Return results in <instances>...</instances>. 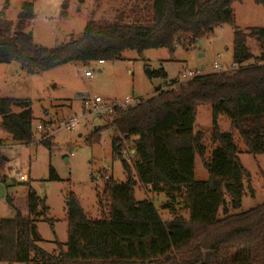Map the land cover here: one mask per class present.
Wrapping results in <instances>:
<instances>
[{"label":"trees","instance_id":"obj_1","mask_svg":"<svg viewBox=\"0 0 264 264\" xmlns=\"http://www.w3.org/2000/svg\"><path fill=\"white\" fill-rule=\"evenodd\" d=\"M233 1L241 0H152L148 23L90 20L79 37L53 47L34 44L31 35L24 31L26 20L33 15L32 3L24 2L14 32L8 23L0 25V63L16 61L28 73L35 74L74 60L86 63L117 59L128 49L141 53L167 47L173 52L176 42L188 47L225 23L233 27V62L241 64L252 57L247 46L249 37L259 43L260 59H264V27H252L247 32L239 29L234 23ZM254 1L264 4V0ZM147 74L165 77L162 68ZM14 104L21 106L20 112L12 111ZM199 104H209L212 113L210 135L216 144L209 157L205 155L204 133L193 131ZM220 114L230 119L231 132L218 126ZM0 117L2 129L14 141L33 142L29 100L0 98ZM110 126L116 132L112 138L114 151L120 153L124 140L132 143L137 179L125 160L124 182L105 177L103 196L108 207L100 219L88 218L78 199L70 194L66 249L55 254L37 245L41 237L35 217L41 214L39 205L43 200L29 187L28 217L17 209L14 217L0 218V261L264 264V203L230 212V208L240 206L244 180L249 177L239 162L233 131L239 133L247 152L264 154V61L231 72L194 75L174 88L159 89L153 96L119 111L111 124L93 127L87 143H98L100 130ZM39 142L48 147L51 144L49 137H42ZM195 154L207 170L206 180L194 178ZM3 160L1 156L0 167ZM49 178L59 179L53 167ZM137 184L163 192L167 199L163 208L173 218L164 221L151 199H136ZM7 201L12 205L11 198ZM180 210H185V215ZM204 250L212 253L211 261L204 260Z\"/></svg>","mask_w":264,"mask_h":264},{"label":"rangeland","instance_id":"obj_2","mask_svg":"<svg viewBox=\"0 0 264 264\" xmlns=\"http://www.w3.org/2000/svg\"><path fill=\"white\" fill-rule=\"evenodd\" d=\"M24 2L33 5V15L26 20L24 31L30 33L34 44L43 47H53L79 37L90 20L110 23L122 19L124 22L148 23L152 17V0H0V25L8 23L14 32L17 15ZM231 7L234 23L239 29L247 32L252 27H264V4L241 0L233 1ZM198 42L188 47L176 42L173 52L167 47L149 48L141 53L128 49L122 52L120 58L104 60L103 63L74 60L35 74L28 73L16 61L0 63V98L31 102L33 132L32 143L20 144L2 129L0 117V157L5 159L0 167V218L14 217L17 209L28 217L27 192L31 187L43 200L39 205L41 214L35 217L41 237L37 245L50 254L66 249L67 201L70 194L78 199L88 218H103L108 207L103 196L104 175L124 182L126 174L122 161L125 160L137 179L133 169L135 157L130 150L132 143L124 140L120 153L114 151L112 138L116 132L110 126L100 130L98 143L88 144L86 139L92 128L111 124L117 114L104 120L83 118L84 103L76 99L75 94L87 92L90 96L114 101H121L125 96H138L142 100L153 96L155 90L157 93L159 89L176 87L171 80L180 78L187 68L200 67L203 73H211L215 72L211 69L214 63L225 66L233 62L231 24L214 27ZM247 46L252 57L245 61V66L264 61L260 59L259 43L253 37L247 38ZM86 65L96 74L86 77ZM160 68L164 70L165 77L147 74ZM180 80L185 82L188 79L184 77ZM11 109L18 113L22 108L14 104ZM196 117L193 128L204 133L205 155L209 157L216 144L210 135V105L199 104ZM70 118L79 120L73 129L64 126ZM40 123L47 125L48 130L37 131L36 126ZM217 124L222 131L231 132L230 119L226 115L220 114ZM43 134L49 137L50 147L39 142ZM233 139L239 162L249 172V177L244 180L240 206L233 209L236 213L264 203V154L247 152L237 131H233ZM50 167L54 168L59 179L49 178ZM18 173L26 175L27 180H20ZM207 176L201 157L196 155L195 180H206ZM134 196L138 200L151 199L162 219L169 218L167 209L163 208L167 201L163 192L146 190L137 184ZM8 197L12 199V205L8 203ZM226 200H229L227 196ZM180 212L186 213L185 210ZM203 254L205 261L212 260L209 250H204ZM0 264L26 263L0 261ZM31 264L38 263L34 261Z\"/></svg>","mask_w":264,"mask_h":264},{"label":"built area","instance_id":"obj_3","mask_svg":"<svg viewBox=\"0 0 264 264\" xmlns=\"http://www.w3.org/2000/svg\"><path fill=\"white\" fill-rule=\"evenodd\" d=\"M99 63H103L104 60L100 59L98 60ZM245 62L238 64L235 62H232L231 64H227L225 66H220V64L214 63L212 68L214 71L217 72H231L236 69H239L241 67H244ZM203 70L202 68L198 67L195 69H185L184 72L181 74L180 78H178L175 81V84L173 86L181 83L182 81L180 80L181 78L186 77V79H189L193 77L194 75L202 74ZM96 74V71L92 69L90 66L86 65L84 69V75L86 77H90ZM76 99H79L83 101L84 103V108H83V118H92L93 120L95 119H102L106 118L107 116H111L112 114H117L119 111L122 109H125L129 106H133L137 104L141 98L138 96H125L123 100L121 101H114V100H109V99H103L99 96H90L89 93L87 92H78L74 96ZM79 124L78 119H73L70 118L66 123L65 127L67 129H73L75 126ZM44 127V129H43ZM37 131H45L48 130V126H43V124H38L36 126ZM47 134V133H44ZM44 134L41 135L40 139L44 137ZM20 180H27V176L23 174H17ZM107 177V175H105Z\"/></svg>","mask_w":264,"mask_h":264},{"label":"crops","instance_id":"obj_4","mask_svg":"<svg viewBox=\"0 0 264 264\" xmlns=\"http://www.w3.org/2000/svg\"><path fill=\"white\" fill-rule=\"evenodd\" d=\"M250 52H251V51H250ZM199 54H201V53H199ZM212 66H213V65H212ZM212 66H211V69H213ZM187 69H188V68H187ZM212 71H214V70H212ZM210 72H211V71H210ZM178 78H179V76H178L177 78L172 79V80H171V83H172L173 80L176 81ZM169 84H170V83H169ZM172 84H175V82L172 83ZM165 86H166V85H165ZM167 86H168V84H167ZM160 87H162V86H160ZM160 87H159V88H160ZM155 93H156V90H155L154 94H155ZM196 121H197V117H196ZM193 131L196 132V131H201V130H200V129L196 130V129L193 128ZM131 152H132V150H131ZM118 154H119V153H118ZM196 155H198V154H195V156H194V168H195ZM207 178H208V176H207ZM142 186H143L146 190H151L149 185H142ZM230 212L235 213V212L233 211V209H231ZM159 213H160V212H159ZM220 213H221V209L219 210V215H221ZM168 214H169V218H167V219H163L164 221L171 220V219L173 218V216H172L169 212H168ZM181 214H182V212H181ZM160 215H161V213H160ZM184 215H185V214H184Z\"/></svg>","mask_w":264,"mask_h":264},{"label":"water","instance_id":"obj_5","mask_svg":"<svg viewBox=\"0 0 264 264\" xmlns=\"http://www.w3.org/2000/svg\"><path fill=\"white\" fill-rule=\"evenodd\" d=\"M64 7H65V5H63ZM29 35H30V33H28ZM197 43H199V42H197ZM132 152H134V150H132Z\"/></svg>","mask_w":264,"mask_h":264}]
</instances>
